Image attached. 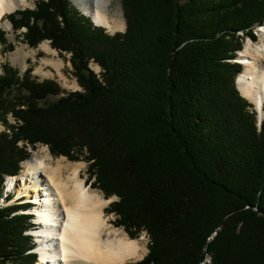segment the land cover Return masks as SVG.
I'll list each match as a JSON object with an SVG mask.
<instances>
[{"label": "trees", "instance_id": "1", "mask_svg": "<svg viewBox=\"0 0 264 264\" xmlns=\"http://www.w3.org/2000/svg\"><path fill=\"white\" fill-rule=\"evenodd\" d=\"M110 34L69 0L5 15L22 42L69 54L80 90L0 73V264H34L29 204H1L28 146L87 163L113 224L148 251L124 264H264V118L236 88L243 39L256 41L264 0H121ZM0 28V44L11 51ZM96 64L95 72L91 65ZM58 96L55 100L50 97ZM264 110V107H263ZM8 115L15 124H10ZM21 143V144H20ZM86 182V181H85Z\"/></svg>", "mask_w": 264, "mask_h": 264}, {"label": "bare ground", "instance_id": "2", "mask_svg": "<svg viewBox=\"0 0 264 264\" xmlns=\"http://www.w3.org/2000/svg\"><path fill=\"white\" fill-rule=\"evenodd\" d=\"M71 1L93 23L108 31L125 26L120 10L111 7L115 5L114 0ZM26 4L27 0H0V26L4 14ZM258 32L259 44L246 42L234 61L244 66L236 78L239 92L262 116L264 24L258 27ZM63 160L64 157H60L50 161L46 148L41 147L22 162L20 173L5 179L6 192H13L15 199L24 197L22 200L33 205L22 212L35 216L33 224L37 226L29 232L37 243L33 251L39 257L37 264H119L138 258L142 252L139 241L109 225L103 214L108 200L89 189L79 177L82 164L70 166Z\"/></svg>", "mask_w": 264, "mask_h": 264}, {"label": "rangeland", "instance_id": "3", "mask_svg": "<svg viewBox=\"0 0 264 264\" xmlns=\"http://www.w3.org/2000/svg\"><path fill=\"white\" fill-rule=\"evenodd\" d=\"M35 1L36 0H27V4L24 7H20V8H17V9H24V8H27V7L33 8ZM69 1L81 14L86 16L74 4V2H72L71 0H69ZM113 4H115V5H112L111 7L119 9L120 12H121L122 18L124 20L123 10H122V6H121V0H114ZM8 13H6V15ZM86 17H88V16H86ZM2 23L3 24H2V26H0V28L3 29L6 32L5 36L7 38V41L10 42L14 47H13V49L11 51H5V50L2 49L3 45L0 44V73H1V64L3 62H8L13 67L17 68L19 70L20 74L27 67H31L32 68V72L31 73H32V75L34 77H36L38 80L53 79L54 81H56L59 84V86L61 87L63 92L80 90V87L78 86L75 77L72 75L71 64L68 61L69 54H64L63 56H60L56 50L52 49L49 46V43L47 41H44V42L40 43L36 48L28 47V45H26L25 43L22 42L21 36L19 34V31L14 32L12 30L11 24L7 21V19L5 17H3ZM8 24L10 25V27H8ZM124 24H125V20H124ZM258 27L259 26L255 27L256 41H252V40L251 41L253 43H258L259 44V42H260L259 38L261 36H260V34L258 32ZM124 28H125V26H124ZM124 28L123 29H118V30H115V31H112V32L108 31L106 28H105V30L108 33L112 34L114 32H122L124 30ZM248 41H250L248 38L243 39L242 48L244 47L245 43L248 42ZM239 51L236 53L235 59L238 56ZM95 66H96V64H92L91 65L92 69L95 72H98L99 71V67H98V69H96ZM242 67H243L242 68V71H243L244 66H242ZM57 97L58 96L50 97V100H55ZM243 97L246 98L247 101L251 104L250 109L254 111L255 109H254L253 103L247 97H245V96H243ZM262 111H263L262 116H260L258 113L255 112L256 113V117H257V125H259V122H261V120L264 118V110H263V108H262ZM258 117H261V119H259ZM8 119H9V123L10 124H15V120L10 115H8ZM3 130H5V126L2 125V123H0V131H3ZM41 147H45L46 148V151L49 154L50 161H52V162H54V160H56L57 158L64 157V156L53 157L50 154V152L48 150V147L46 145H43V144H40V143L36 144L34 148H31V147L28 146L27 151L29 152V156H30V154L33 151L38 150ZM29 156H28V158H29ZM64 159L65 160H63V163L70 164V166H73L74 164H82L81 167H80V171H79V177L83 180L85 185L87 187H89V189L96 191L97 193L100 194V196L103 199L108 200V202L103 207V214L108 219L109 225L111 227H113V228L121 229L123 231V233L127 237H129L130 239H135V240L137 239L139 241V243L141 245V248H142V252H141L140 256L138 258L134 259V260L127 261V262H124V263H130V262H135L137 260H140L148 251V241H149V239H148L146 233L143 231V232H140L139 234L135 235L134 237H130L124 231V229L122 227H116L113 224V221L115 219V215L113 213H107L106 210H105L107 205L111 201L115 200V197L111 196L110 198L106 199L104 194L100 190L89 186V181L87 180L88 174H87V171H86L87 163L85 161H82V160L70 161L66 157H64ZM22 162H21V167L23 168V163ZM22 168H21V170H22ZM12 195H14V193ZM12 198L13 199H11L9 202H5V203H1V204L2 205H6V204H9V203L21 204V203L27 202V201L22 200L24 197H21V199H15V197L12 196ZM19 200H21V201H19ZM22 211L23 210H20L19 213H25V212H22ZM34 217L35 216H33V218ZM33 218L30 219L31 223H34ZM35 226H37V225L33 224V226L30 229L34 228ZM29 231L30 230H27L26 233L28 234ZM32 241H33V239H32ZM33 242L36 243V241H33ZM36 245H37V243L33 247H36ZM38 259H36V262L34 264H37L39 262ZM124 263H119V264H124ZM201 263L211 264L210 256L207 255L206 258L204 259V261L201 262Z\"/></svg>", "mask_w": 264, "mask_h": 264}, {"label": "water", "instance_id": "4", "mask_svg": "<svg viewBox=\"0 0 264 264\" xmlns=\"http://www.w3.org/2000/svg\"><path fill=\"white\" fill-rule=\"evenodd\" d=\"M95 25H96V24H95ZM124 30H125V28H124ZM124 30H123V31H124ZM123 31H122V32H123ZM259 119H260V118H259Z\"/></svg>", "mask_w": 264, "mask_h": 264}, {"label": "crops", "instance_id": "5", "mask_svg": "<svg viewBox=\"0 0 264 264\" xmlns=\"http://www.w3.org/2000/svg\"><path fill=\"white\" fill-rule=\"evenodd\" d=\"M37 74V73H36Z\"/></svg>", "mask_w": 264, "mask_h": 264}]
</instances>
